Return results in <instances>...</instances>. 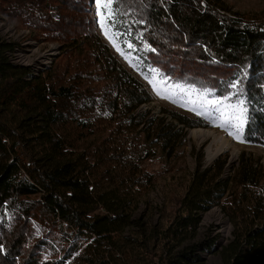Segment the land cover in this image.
<instances>
[{"label": "trees", "instance_id": "trees-1", "mask_svg": "<svg viewBox=\"0 0 264 264\" xmlns=\"http://www.w3.org/2000/svg\"><path fill=\"white\" fill-rule=\"evenodd\" d=\"M2 1L4 20L58 42L63 58L33 72L12 61L17 44L0 39V264H206L198 251H213L215 239L196 238L213 208L232 227L221 264H264L257 159L242 154L225 177V155L208 167L195 155L181 192L151 225L137 213L158 187L154 166L175 161L186 130L202 124L137 111L151 94L97 33L89 0ZM113 8L116 44L142 74L158 70L195 95H226L242 79L243 143L264 146V19L230 15L223 0H114Z\"/></svg>", "mask_w": 264, "mask_h": 264}, {"label": "rangeland", "instance_id": "rangeland-1", "mask_svg": "<svg viewBox=\"0 0 264 264\" xmlns=\"http://www.w3.org/2000/svg\"><path fill=\"white\" fill-rule=\"evenodd\" d=\"M230 9V15L241 16L244 19L258 20L264 19V0H223ZM7 5L9 0L2 1V4ZM106 2V0H105ZM4 6H0L2 11ZM89 17L96 21V31L103 38L104 43L114 52L119 62L124 66V69L139 83L142 87L151 94L152 100L150 103L142 105L139 110L140 113H148V117H161V112H173L184 115L196 122L202 124L201 127L191 128L186 130L185 146L178 152L175 161L169 164L158 167L154 166L155 170H161L158 174V187L153 188L147 195L145 200L141 201L138 208L137 216H143L145 220L151 225H154L159 219V212L169 202V197L173 194L181 192V186L187 180L188 175L192 174L196 166L195 155H202L204 166L212 165L220 156L227 157V166L225 168L224 176L230 177L233 170L237 168L242 154H249L251 158L257 159L261 167L264 169V146L260 145H246L238 142L227 132L219 127L213 126L206 118L197 116L194 111H190L189 107L195 106L202 110L199 97L187 91H181L180 88L170 86L166 81L160 80L156 75H144L137 69L139 66L137 62L129 53L117 51V46L111 42L109 38L104 35L100 25L99 17L97 16V6L95 0L88 2ZM4 12V11H3ZM63 13V12H62ZM3 14L0 12V39L13 42L16 49L12 55V61L18 65L29 66L33 72H39L49 68L52 62L57 58L62 60L61 47L58 42L51 41H37L29 37V30L23 29L13 25L15 19L4 20ZM12 22V23H11ZM148 77L147 79L145 77ZM149 79L156 84V88L149 83ZM161 93L157 94V91ZM168 95L170 98H162L163 95ZM171 97H175L176 102L173 103ZM191 100L193 104L188 106H180L181 102ZM168 115H166L167 118ZM169 118H167V121ZM208 129L214 132V138H207L197 140L189 138L188 133L195 129ZM226 143L227 146L220 153L217 151L218 147ZM218 152V153H217ZM236 154L235 160H232V155ZM211 158V159H210ZM210 216V217H209ZM218 220V221H217ZM219 223V224H218ZM222 228V229H221ZM227 231L224 235L222 231ZM196 242H202L205 246L215 239L213 251L199 250V254L206 261V264H221L217 255L218 250L226 245L231 239L232 227L228 224L227 218L221 213L218 208H213L202 217L201 227L199 229ZM227 236V237H226Z\"/></svg>", "mask_w": 264, "mask_h": 264}, {"label": "snow or ice", "instance_id": "snow-or-ice-1", "mask_svg": "<svg viewBox=\"0 0 264 264\" xmlns=\"http://www.w3.org/2000/svg\"><path fill=\"white\" fill-rule=\"evenodd\" d=\"M114 0H95L97 6V16L99 17V25L104 32V35L112 40L114 46H117L116 41L121 35L118 31H113L116 28V25L119 23L118 20V12L113 8ZM128 44V47H133L132 44L128 43L127 40L123 41ZM149 46L145 45L147 49ZM117 51H121L123 54V50L117 46ZM154 51V49H152ZM153 74L159 76L158 70L153 69ZM246 76V73H245ZM148 78L147 76L145 77ZM149 83L153 85V88H156V84L153 83L151 79H149ZM243 80L236 79L231 81L228 84V88L231 91L222 96H216L215 92L212 90H205L203 92H198L197 95L199 97L200 104L202 106L201 109H197L195 106L189 107L190 111H194L197 116H201L202 118H206L210 123L215 127H219L228 135L232 136L238 142L244 141V129L245 126L249 124V106L248 102L241 97L244 95L243 89ZM177 88H180L181 91H184L183 86L176 85ZM192 91H195L194 89ZM157 94L161 93L159 90ZM209 97H212L209 99ZM233 97H236L235 103H232ZM162 98H170L168 95H163ZM172 102L175 103V97H171ZM188 104H193L194 102L191 100L181 102L180 106H188ZM264 111V109H261Z\"/></svg>", "mask_w": 264, "mask_h": 264}, {"label": "bare ground", "instance_id": "bare-ground-1", "mask_svg": "<svg viewBox=\"0 0 264 264\" xmlns=\"http://www.w3.org/2000/svg\"><path fill=\"white\" fill-rule=\"evenodd\" d=\"M214 132H212V131H210V130H208V129H202V128H200V129H195V130H192V131H190L189 133H188V137L189 138H195V139H197V140H202V139H207V138H211L212 137V139L214 138ZM226 146H227V144L226 143H223L222 145H220L219 147H218V152L220 153L224 148H226ZM217 152V153H218ZM235 157H236V154L234 153L233 155H232V160H235ZM211 159V158H210ZM210 217V216H209ZM218 221V220H217ZM219 224V223H218ZM222 229V228H221ZM227 231L228 230H225V231H222L223 232V234L224 235H226L227 234ZM227 237V236H226Z\"/></svg>", "mask_w": 264, "mask_h": 264}]
</instances>
